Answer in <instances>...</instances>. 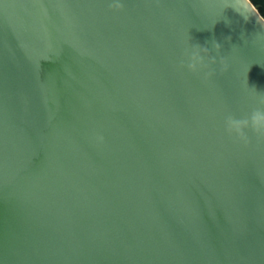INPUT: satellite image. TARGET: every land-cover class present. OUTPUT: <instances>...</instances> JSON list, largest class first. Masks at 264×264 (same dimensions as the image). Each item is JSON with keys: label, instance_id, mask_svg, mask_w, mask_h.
Returning a JSON list of instances; mask_svg holds the SVG:
<instances>
[{"label": "water", "instance_id": "obj_1", "mask_svg": "<svg viewBox=\"0 0 264 264\" xmlns=\"http://www.w3.org/2000/svg\"><path fill=\"white\" fill-rule=\"evenodd\" d=\"M245 12L0 0V264H264V135L226 127L264 95Z\"/></svg>", "mask_w": 264, "mask_h": 264}, {"label": "clouds", "instance_id": "obj_2", "mask_svg": "<svg viewBox=\"0 0 264 264\" xmlns=\"http://www.w3.org/2000/svg\"><path fill=\"white\" fill-rule=\"evenodd\" d=\"M224 8L226 6H231L237 11L241 12L245 17L248 14L245 12L246 9H250L251 12L255 13L261 24H264V13H260L255 7L253 0H222ZM230 39V37H229ZM211 48L207 44H191L190 52H186L187 61L181 60V66H186L191 71H196L198 69L208 68L209 71L205 73L206 76H211L214 74V69H211V65L220 63L223 61V55L219 54L221 44L213 40ZM215 53V54H214ZM260 107L255 108L250 117H245L238 119L234 116L229 115L226 118V127L229 132H235L242 139L247 141V137L244 133V128L249 125L260 135H264V95L259 96Z\"/></svg>", "mask_w": 264, "mask_h": 264}, {"label": "trees", "instance_id": "obj_3", "mask_svg": "<svg viewBox=\"0 0 264 264\" xmlns=\"http://www.w3.org/2000/svg\"><path fill=\"white\" fill-rule=\"evenodd\" d=\"M253 3L260 13H264V0H253Z\"/></svg>", "mask_w": 264, "mask_h": 264}]
</instances>
